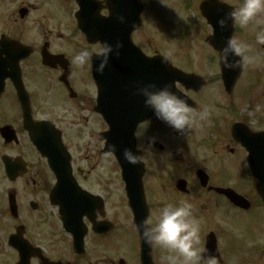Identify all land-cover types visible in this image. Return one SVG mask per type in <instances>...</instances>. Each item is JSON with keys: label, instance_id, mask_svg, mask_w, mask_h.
<instances>
[{"label": "flooded vegetation", "instance_id": "flooded-vegetation-1", "mask_svg": "<svg viewBox=\"0 0 264 264\" xmlns=\"http://www.w3.org/2000/svg\"><path fill=\"white\" fill-rule=\"evenodd\" d=\"M180 1L184 13L176 26L179 53L166 55V27L161 11L153 8L160 3L156 1L142 0L141 26L129 41L144 55L164 56L176 68L193 74L189 81H177L175 86L193 103L195 112L207 108L210 117L194 119L190 133L182 137L175 136L165 123L166 132L162 126L163 131L155 130L160 126L156 117L139 124L133 152L140 162L131 165L129 180L140 182L133 193L144 195L148 218L154 221L164 206L191 202L200 226L214 232L221 256L217 263L224 264L223 221L230 214L261 212L247 151L232 136V128L239 134L246 131L245 126L253 132L264 130V45L256 40L262 29L254 23L241 29L231 21L224 29L219 27L217 21L242 0H211L207 7L210 22L200 12L203 0ZM107 13L99 2L82 6L77 0H0V59L6 60V54L21 56L17 67L4 65L0 70L19 69L31 119L48 121L61 131L75 180L98 197L94 210L80 220L85 235L84 251L78 254L74 251L76 237L64 229L51 201L55 177L24 127L25 113L13 82L4 80L0 91V264H140L125 177L115 157L103 153L102 134L107 126L95 112L99 93L92 78L98 60L94 56L82 68L72 62L77 50L95 51L103 41L119 40L123 60L131 54L115 33L126 32V26L103 27ZM229 38L248 45L246 55L253 63L242 64L239 78L228 91L221 79L218 49ZM198 54L200 65L194 61ZM113 56L101 74L104 80L118 68ZM152 139L154 143H150ZM226 190L246 198L250 208L234 205ZM254 253L264 255V241L259 250L250 248L249 255ZM170 255L165 248H152L154 264H164V256Z\"/></svg>", "mask_w": 264, "mask_h": 264}, {"label": "clouds", "instance_id": "clouds-1", "mask_svg": "<svg viewBox=\"0 0 264 264\" xmlns=\"http://www.w3.org/2000/svg\"><path fill=\"white\" fill-rule=\"evenodd\" d=\"M98 2L107 6L106 0H98ZM116 19L120 23H125V16L121 14H117ZM229 21L241 29L246 28L250 23L261 27L262 30L257 34L256 40L258 44L264 45V0H242L239 7L231 9L217 23L221 29H224L229 26ZM122 47L123 44L119 40L111 43L103 41L95 51L86 47L77 50L72 62L82 68L90 65L95 56L98 60L95 71L103 74L110 56H119ZM248 50L247 44L229 38L218 49V61L228 69L251 64L253 58L246 55ZM161 62H166L165 58L162 57ZM171 88L172 85L167 83L158 85L155 82H148L137 86L135 94L143 98L144 106L149 108L157 119L173 128L178 134H186L194 119L209 120V109L204 108L200 112H195L187 101ZM150 143H154V139ZM108 147L111 151H116L115 145ZM122 156L128 163L140 162L139 155L130 148H124ZM135 229L145 244L150 247H162L176 254L167 257L169 264H205L206 260L207 264H216L215 258H209V249L202 243L200 224L194 218L193 204L188 200L183 201L180 206L172 204L164 206L155 221L151 218L145 219L135 225Z\"/></svg>", "mask_w": 264, "mask_h": 264}, {"label": "water", "instance_id": "water-1", "mask_svg": "<svg viewBox=\"0 0 264 264\" xmlns=\"http://www.w3.org/2000/svg\"><path fill=\"white\" fill-rule=\"evenodd\" d=\"M147 61H149L147 59ZM153 61V59L150 60V62ZM148 71V75H149V82H155L156 84L158 85H163L164 83H167V84H170L172 85V88H173V80H174V76H173V73L177 72L175 69H173L171 67V65H167L162 71V77H159L158 76V73L159 71L155 70L153 68V65H151V63H147L146 65ZM224 73L225 74H228L229 72L225 69L224 70ZM171 88V90H172ZM120 106V104H119ZM119 106H118V110H119ZM119 112V111H118ZM108 114V118H107V122L110 126V130L108 131V133H105L106 134V137H107V146L108 145H113L112 143V135L113 136H117L118 137V142H117V146H116V151L114 152L119 160L121 161L122 165L124 167H127L128 166V162H126L122 156V151L124 148H132V146H134V141H133V131H134V128H135V125L137 123H139L140 120L142 119H145V117H149L151 114H147V116H144L142 119H137V120H133L130 115H126L127 117L124 118V119H111V111L107 112ZM129 117V118H128ZM129 134V136L127 137V134ZM132 133V134H131ZM126 137L128 138V142L126 141ZM132 138V146L131 143H130V140ZM55 145H56V151L54 152V149H55ZM55 145H54V149H52L51 147H46V148H43V152L45 154H49L50 157L49 159L51 160V163H52V167L56 173V176L58 178V184L56 186V189H55V192H57V195L60 196L61 198L63 197V190H66V188L68 186H71L73 184V181L72 179L71 182L72 184L68 181L69 178H70V169H69V166H68V163H67V158L66 156L64 155V150L62 149L61 145H60V142L58 139L55 140ZM50 146V145H49ZM130 146V147H129ZM259 151H258V154H262L264 153V145L263 143L261 145H259ZM260 177L264 176V168L261 170V173L259 175ZM258 177V175H257ZM259 178V177H258ZM260 179V178H259ZM261 181V179H260ZM130 186V185H129ZM261 186H262V182H261ZM262 192H264V189L262 188ZM260 194H261V191H260ZM78 198V196L76 195H73L72 196V199L75 200V198ZM261 197H262V200L264 202V195L261 194ZM83 200L84 201H88L87 199H85L83 197ZM62 207V210H63V213H67L68 211L65 209L64 205H61ZM141 216H143L142 214H140ZM141 238V236H140ZM142 239V238H141ZM143 241V239H142ZM144 243V241H143ZM150 246H148V249ZM148 261L151 263L150 261V255L148 257Z\"/></svg>", "mask_w": 264, "mask_h": 264}, {"label": "rangeland", "instance_id": "rangeland-1", "mask_svg": "<svg viewBox=\"0 0 264 264\" xmlns=\"http://www.w3.org/2000/svg\"><path fill=\"white\" fill-rule=\"evenodd\" d=\"M151 1H153V0H151ZM161 1L166 2V7H167V8H166V24H167L168 28L171 30L172 25H173L175 22H177V19H178V16L173 12V11H175V9H176L174 6H176L175 4L177 3L178 0H161ZM162 4H165V3H160V4L157 5V6L159 7V6L162 5ZM170 5H171V7L168 8ZM167 10H168V11H167ZM167 14H168V15H167ZM174 34H175V33H174ZM168 35H169V36H167V40H168L167 52H168V53H173V54H174L175 52H177V51L179 50V49H178V45H177V43H176V39L173 38L174 35H173V34H169V33H168ZM170 41H171V43H169ZM190 43H192V41H190ZM200 56H201V54H198L197 57L194 59L195 63H196V64H199V65L201 64ZM253 112H254V111H252V113H253ZM263 124H264V121H263ZM263 124H262V125H263ZM159 125H160V126H156L154 129L157 130L158 132H160V131H163V128H164V130H165V132H166V126L164 125V122L160 120V121H159ZM161 126H162L163 128H162ZM165 132H163L164 136L166 135ZM209 222H210V224L213 223V221H211V220H210ZM247 222H248L249 225H251L254 229H256V228L259 226V224L257 223V217L254 218V219H252V220H250V221H247ZM223 223L225 224V227H228V225H229L228 220H225ZM235 224H236V223H235ZM262 224L264 225V222H263ZM262 224H260L261 227L263 226ZM243 225H245V224L243 223ZM235 230H236V232H238L239 227L236 226ZM200 235L202 236L201 233H200ZM229 236H230L231 239H233V240H235V241H241V235L238 234V233L235 234L233 231H231V233L229 234ZM254 240H255V238H254ZM234 261H235L236 264H239L237 258H235Z\"/></svg>", "mask_w": 264, "mask_h": 264}]
</instances>
